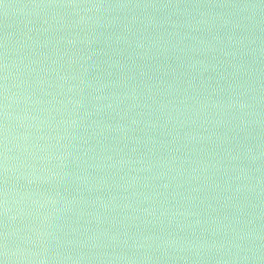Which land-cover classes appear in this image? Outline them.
<instances>
[{"label":"clouds","instance_id":"obj_1","mask_svg":"<svg viewBox=\"0 0 264 264\" xmlns=\"http://www.w3.org/2000/svg\"><path fill=\"white\" fill-rule=\"evenodd\" d=\"M223 7H232L240 12H247L249 15L241 16L239 19L225 18L223 13L211 12L208 9ZM26 8L38 9L40 12L48 14V10H52L50 15L56 21L55 25H50L54 30L63 29H78L72 31L69 35L60 36L57 44L63 43L64 47L54 46L51 53H44V58L51 61L56 68L43 67L41 71L47 73L55 72L56 80L61 83L55 87L63 88V82L69 77L63 74L59 69L62 67L61 61H64L69 66L72 64L79 65V75L73 74L72 79H81L88 71L86 67L87 61L92 55L96 54L93 45L95 37L92 29L94 27H106L114 23V20H107L106 24L98 20V16L105 11L124 10V9H174L179 11L184 9V14L190 17L184 25H178L176 21L170 18L157 19L155 16L144 17L133 15L129 23L124 25V32L115 35L114 41L116 44H124L131 51L125 59H110L107 61L109 69L117 68L121 72L130 68L135 64L136 60L143 59L145 61L153 60L160 56H168L173 54L181 61L177 66L169 65L165 72L172 74L171 80H154L153 76L141 71L139 80L130 77H124L123 81L113 83L122 86L125 90L119 94L116 107L125 100H131L133 103L129 105L131 108H140L141 111L136 116L130 119L129 123H107L100 120H94L91 126H94V134L103 135L107 131L123 133L127 138L129 131L135 127H142L148 132L161 131L171 125L172 130L184 128L187 125L195 124L201 117L204 118V127L210 126L212 130L204 133L198 131H185L183 135L179 131L175 132L171 141L166 143L178 144L187 146L193 143H202L205 141L215 142L220 141L223 145V153L219 159L213 160H191L188 156H177L173 150H169L167 156L161 155L159 158H152L151 150L140 156L138 159H125L121 157L115 161L112 166L134 165L141 164L142 167L133 169L136 172H152L157 169L155 175L151 177L153 180H163L159 187L162 191L136 193L137 197H142L136 202L134 211L135 216L128 217L132 222L140 220L143 224L162 223L167 219L169 223L176 220L177 217H197L195 224L215 223L219 225L213 228V237L220 235L221 238L208 239L196 236L188 238L184 236L169 233L167 236L157 235L155 233H146L144 231H131L128 225H125V230L115 233L107 231H96L88 234L84 239L75 241H63L57 235V225L54 223L57 213L62 211L55 206L60 203L57 197L53 194H37L32 193L34 197L28 203V207H24L27 193L21 194L15 187L10 185V177L17 175L19 164L18 157L14 156V152L22 151L27 157L41 160L48 159L45 156L49 153L52 145L50 143H41L42 141H51L52 137L40 132L33 135L29 131L14 134V129L19 126L25 129L36 128L42 129L45 126V119L38 114L41 111H48L49 115L56 109H41L36 107L31 111L26 107L23 114L17 113L14 106H19L21 100L25 105H40L47 103L55 105L57 101L51 99L42 101L39 97H33V94L27 89L20 92L12 91L13 87H20L19 84L10 85V77H14L17 73H13L10 69H17L23 64L25 57H21L19 62L12 60L11 63L8 57V36L4 37L3 55L0 57V127H2V152H0V177H2V187H0V264H89L93 260L107 261V264H159L160 261L166 260H182L186 264L192 261L193 264H201L202 261H210L215 259V264H243L250 259L248 253L253 251V246L256 241L262 242L264 247V225L258 223L264 213H259L257 217L254 214H247L245 218V209L250 207L247 199L248 193H255L257 196H264V175L253 177V171H260V168L253 169L249 166L240 165L238 174L235 176L228 175L229 168L224 161H238L247 159L249 164H255L261 158H264V150L257 151L261 146L238 144L236 147H231V140L238 139L240 135L246 134L251 141L254 137L251 136V129L264 128V111H261V106L264 105V77L261 76V70H255L251 64L244 61L242 58L233 59L229 62L231 71L225 74L220 73L222 80H229L227 89L220 87L219 92L228 91L227 99H212L210 96L201 97L196 90L195 76H189V79L184 81V86L180 87L179 78L176 76L177 67H183L185 74H190L200 67L201 72L208 71L209 68L219 71L223 65H209L204 59H183V54L188 51L194 52H216L219 50L228 57H242L249 55L253 57V62H258L260 56H264V39L259 36L248 34V30L259 24L261 31L264 28L260 27V23L254 20L257 10H264V3L259 6L243 3L226 4H202L199 2L193 3H105L103 0H40V2L31 5L20 7V11ZM71 10V11H65ZM192 10H196V15L193 16ZM219 19L222 26L229 29L225 36L216 34L211 40L201 39L193 36V40H199L202 48L189 46L184 43L187 38L182 35L178 28L183 26L195 31H199L203 26L208 25L209 19ZM247 21V23L245 22ZM45 23L48 20L45 19ZM143 24L144 32L134 33L132 38L126 33H132V25ZM169 25L171 31H158L156 34H148V29L155 28L159 30L163 25ZM48 29H45L47 31ZM240 33V34H237ZM225 38L227 43L225 44ZM108 39L113 40L112 36ZM213 41H216L214 43ZM259 42V43H258ZM48 42L45 41L44 45ZM225 44V47L219 45ZM80 46L78 56L73 54L71 49ZM257 45L256 47H251ZM229 49H235L229 50ZM90 53V54H86ZM128 61L132 63L129 64ZM36 61H30L28 68L29 74L36 71L31 65ZM111 75V72H109ZM247 77V79H244ZM131 80V82H127ZM84 81L81 79V83ZM37 84L43 85L46 81L42 78L36 80ZM50 86L51 82H48ZM90 87H94L92 81L87 82ZM32 82H28V87L31 88ZM108 83L100 84L99 88H94L95 91H103L109 87ZM80 85H72L67 91L76 93ZM191 90V91H190ZM216 92V90H213ZM197 93V94H193ZM218 94V93H217ZM157 95L165 97V99L157 100ZM170 97V98H169ZM103 96H97L96 99H104ZM61 104L71 103L76 106L82 104L81 100L75 97H70L68 101H59ZM107 109L115 111L112 103L106 105ZM147 109V111H144ZM212 109L213 112L208 110ZM12 110V111H10ZM103 107L97 111H103ZM33 112L37 114H33ZM69 118L63 119L58 123V127L63 126V133L57 140H68L69 137L75 139L76 133L74 129L80 127V120L83 117L76 118L75 112L68 114ZM89 117L93 115L91 111L87 113ZM120 115V113H117ZM126 115V113H125ZM212 116V119H208ZM238 120V123L235 121ZM13 121H18L19 125L13 124ZM35 122V123H31ZM52 124H47L51 128ZM221 126H226L234 134L231 137L227 133L220 137L214 129ZM73 130V131H70ZM95 129H99V133H95ZM163 134V132H162ZM137 144H139V139ZM21 141H23L21 143ZM157 138L150 136L145 143L156 144ZM67 144H57V149H67ZM131 151H137L133 147ZM175 152L180 151L177 147ZM39 154V156L37 155ZM70 155L67 151L60 152L56 157L58 161L63 163L66 156ZM107 159L111 160L109 155ZM177 161L179 163L177 164ZM50 163V159H48ZM185 163L192 165L190 168H185ZM59 167V165L57 166ZM214 170V171H213ZM223 170L226 178L224 185L211 184V176ZM234 170V169H233ZM174 173V175H173ZM184 177L186 182L200 181L203 179V187L221 188L230 194L225 197V206L228 201H233L232 207L236 209V213L232 218L225 216L223 218L211 215L212 212L218 211L213 204H208L209 214L206 218H201L200 210L195 206L193 201L196 197L184 196L182 199L188 202L187 207L178 205L175 208L166 207L169 195L173 199L176 198L178 192L169 193L167 190L173 187V182H176V188L180 187L179 178ZM27 183L31 185L33 182H42L52 179H60V173L52 171L50 168L44 167L37 169L31 167V170L24 174ZM147 180L148 177H144ZM255 179V183L252 181ZM247 181V183H242ZM141 183V177L132 176L131 180L126 184L121 185L125 189L134 187ZM233 185H235L233 187ZM149 187L148 184L144 185ZM201 186L197 185L192 188V191L198 192ZM241 194H245L243 201L239 199ZM157 198H162L159 211L155 201ZM148 203V207L140 208V204ZM124 208L132 207L131 204H124ZM158 213V214H157ZM141 214L142 217L141 218ZM155 217V220L149 219ZM225 221H227L225 223ZM190 225L183 223L178 227L181 231ZM56 241V251L52 252V242ZM67 243L68 245L75 244L79 247H87L92 249L106 248L109 245H123L128 249H134L141 253L139 256L133 254L128 255L126 252L100 253L96 256L80 254L73 256L60 251V248ZM264 264V257H262Z\"/></svg>","mask_w":264,"mask_h":264},{"label":"water","instance_id":"obj_2","mask_svg":"<svg viewBox=\"0 0 264 264\" xmlns=\"http://www.w3.org/2000/svg\"><path fill=\"white\" fill-rule=\"evenodd\" d=\"M40 2V0H0V57L3 55V42L4 37L8 36V57L11 63L12 60L19 62L20 58L25 57L23 64L19 69L13 67L10 70L13 73H17L14 77H10L9 83L19 84L20 87H13L12 91L20 92L27 89L33 94V97H39L42 101H48L55 99L57 103L55 105H48L47 103H41L40 105H25L21 100L20 105L14 106V110L17 113L23 114L24 109L27 107L28 110H32L36 107L41 109L55 108L56 110L49 115L48 111H41L38 115L45 119V126L42 129L30 128L25 129L17 126L14 129V134L23 133L25 131L31 132L33 135H37L42 132L45 135L52 137L51 141H42L41 143H50L52 148L49 153L45 156L50 159L41 160L39 158L33 159L27 157L22 151L14 152L13 155L18 157L17 163L19 169L17 175L10 177V185L15 187L21 194L27 193L25 198L24 207H28V203L32 198L31 194H53L57 197L58 203L55 207L62 209L57 213V217L54 223L58 226L56 229L57 235L63 241H75L84 239L88 234L96 231H107L108 233H115L117 231L125 230L124 226L128 225L129 230L144 231L146 233H155L157 235L167 236L169 233L184 236L188 238H194L199 236L201 238L208 239H219L221 238L218 234L213 237L212 229L219 225L215 223L207 224H195L197 217L190 216L187 218L177 217L172 223H169L167 219H164L162 223H151L143 224L140 220L134 222L130 221L128 217L135 216L137 213L134 211L136 202L142 197H137L136 193L146 192H157L162 191L159 187L163 180H153L151 177L155 175L157 169H153L152 172H136L133 169L142 167L141 164L137 163L134 165H116L112 166L115 161H118L121 157L125 159H138L146 152L151 150L152 158H159L161 155L167 156L169 150H173L177 156H188L191 160H213L219 159L223 153V145L220 141L215 142H202L188 144L186 147L182 146V143L170 144L166 143L171 141L176 131H179L181 135L185 131H198L207 134L208 131L212 130L210 126L204 127V118L201 117L195 124H190L184 128L172 130L171 125L168 128L161 131L148 132L142 127H135L134 130L129 131L127 138H123V133L107 131L103 135L94 134V126L92 122L94 120H100L107 123H129L130 119L137 115L141 111L140 108H131L129 105L133 103L131 100H125L123 103L116 107L118 96L125 89L119 86L116 81H123L124 77H130L135 80H139V74L141 71L148 73L153 76L154 80H171L172 74L166 73L165 69L169 65L177 66L181 63L179 59L173 54L168 56H160L153 60L145 61L143 59H137L135 64H132L130 68L125 69L121 72L117 68L109 69L107 61L110 59H125L128 57L129 49L124 44H116L114 41L115 35H119L124 32V25L129 23L131 16L139 15L144 17L155 16L157 19L170 18L177 22L178 25H184L186 21L190 20V17L184 14V9L179 11L174 9H124V10H113L105 11L98 16V20L105 23L107 20L112 19L114 23L106 27H94L92 29L95 37V43L93 48L96 51L95 55L91 56V59L87 61L86 67H88L87 73L81 78L84 82L81 83V79H72V75L75 73L79 75V65L72 64L69 66L64 61H61L62 67L59 69L63 74L67 75L69 79L63 82V88L55 87V85L61 83L56 80L55 72L49 71L46 74L41 71L43 67L56 68V65H52L51 61L44 58V53H51L53 47L57 46L63 49V43L57 44L60 36L69 35L72 31L78 29H63L54 30L50 25H55L56 21L52 19L50 13L52 10H48V14L40 12L38 9L26 8L20 11V7L24 5H31L33 3ZM46 2V0H45ZM82 2V0H81ZM105 3H168L169 0H103ZM172 3H193L199 2L202 4H226L231 5L233 3H243L249 5L259 6L264 3V0H171ZM71 11V10H65ZM211 12L223 13L225 18L239 19L241 16H247L249 13L240 12L238 9L232 7L214 8L208 9ZM193 16L196 15V10H192ZM45 19L48 23H45ZM255 21L260 23V27L264 28V10H257L254 17ZM247 23V21H245ZM45 29H48L45 31ZM169 25H163L159 30L155 28L148 29V34H156L158 31H171ZM178 31L185 35L187 38L184 43L197 48H202L199 40H193L192 37L196 36L201 39L211 40L216 34L225 36V33L229 29L222 26L219 19H209V23L203 26L199 31L192 30L187 27H179ZM144 32L143 24L132 25V33H126L132 38L134 33ZM240 34V33H237ZM248 34L255 35L264 39V31H261L259 24L257 27L253 26L248 30ZM112 36L113 40H109L108 37ZM48 43L44 45V42ZM216 43V41H213ZM227 43L225 38V44ZM259 43V42H258ZM225 44L219 45V47H225ZM252 45L251 47H256ZM80 46L72 48L73 54H79ZM235 50V49H229ZM90 54V53H86ZM204 59L209 65H223L217 70L209 68L206 72H201L198 66L196 71L190 74H185L183 67H177L176 76L179 78L180 87L184 86V81L189 79V76H195V85L197 93L203 96H210L212 99H227L229 92H219L221 86L227 89L229 80H222L220 73L231 71L229 62L233 59L242 58L244 61L251 64L255 70H264V56H260L258 62H253V57L244 55L242 57H228L222 52L217 50L216 52L198 53L194 51H188L183 54V59ZM35 60L36 63L32 64L31 67L36 71L29 74L28 68L25 65H29L30 61ZM2 63V60H0ZM131 64V61H128ZM111 72V75H109ZM261 76L264 77V71H261ZM38 78H42L46 81L45 84L40 85L36 83ZM244 79H247L245 77ZM51 82L49 85L48 82ZM88 81H92L94 87L88 85ZM28 82H32V87H28ZM131 82V80L127 81ZM108 83L110 86L103 89V91H95L94 88H99L100 84ZM79 84L80 87L76 93L68 92L67 89L72 85ZM213 90H216L214 92ZM191 91V90H190ZM197 93H193L194 95ZM218 93V94H217ZM97 96H103L104 99H96ZM70 97H75L82 101L80 106L73 105L71 103L61 104L59 101H68ZM170 98V97H169ZM165 99V97L157 95V100ZM109 103L113 104L115 111L107 109L106 105ZM103 107V111H97L98 108ZM10 110V111H12ZM75 112V117L80 118V127L74 129L76 138L69 137L68 140H57V138L63 133V126L58 127V123L66 118H69V113ZM91 111L93 115L89 117L87 113ZM147 111V109H144ZM209 112L214 110L209 109ZM261 111H264V105L261 106ZM120 113V115H117ZM126 113V115H125ZM33 114H37L33 112ZM208 119H212V116H208ZM51 123V128L47 127L48 123ZM238 123V120L235 121ZM35 123V122H31ZM13 124L19 125L18 121H13ZM70 131H73L70 129ZM214 131L223 137L225 133L231 137L234 135L230 129L226 126H221L214 129ZM251 136L254 137L251 141L246 134H241L238 139L231 140V147H236L238 144L253 145L259 144L261 147L257 151L264 150V128H253L250 130ZM95 133H99V129H95ZM150 136L157 138V143H145L148 141ZM2 137L3 131L0 127V152H2ZM139 139V144L137 140ZM23 141H21L22 143ZM67 144V149H57V144ZM133 147L137 148L136 152H132ZM180 147V151L175 152L174 150ZM67 151L70 155L66 156L65 161L61 163L56 157L59 156L60 152ZM39 156V154H37ZM111 155L112 159L109 160L107 157ZM179 161H177V164ZM225 165L229 168L228 175L235 176L238 174L239 166H249L253 169L260 168V171H253V177H259L264 175V158L258 160L255 164H249L247 159H241L238 161H224ZM59 165V167H57ZM192 165L185 163V168H190ZM31 167L41 169L44 167L50 168L52 171L60 173V179H52L42 182H33L31 185L27 183V179L24 178V174L31 170ZM234 169V170H233ZM214 171V170H213ZM174 175V173H173ZM132 176L141 177V183L125 189L121 185L126 184L131 180ZM144 177H148L144 180ZM226 176L221 170L215 175L211 176V184L224 185ZM180 187L176 188V182H173V187L168 189L169 193L178 192L175 199L171 195L168 197L166 207L172 208L181 205L183 207L188 206V202L184 201L182 197L191 195L196 197L193 201L195 206L201 212V218H206L209 214L208 204L211 203L215 206L218 211L212 212L213 217L219 216L221 218L228 216L232 218L236 213V209L232 207L233 201H228L225 206V197L230 193L222 190L221 188L203 187L204 181H191L186 182L184 177L179 178ZM256 181L253 179L252 183ZM247 183V181H242ZM148 184L149 187L144 185ZM197 185L201 186V190L198 192L192 191L193 187ZM235 185H233L234 187ZM0 187H2V177H0ZM245 194H241L239 199L243 201ZM248 202L250 207L245 209V218L247 214L251 213L259 216V213H264V196H257L255 193L247 194ZM162 198H157L155 201L156 207L159 211H162L161 207ZM124 204H131L132 207L124 208ZM148 203L140 204L139 207H148ZM157 213V214H158ZM141 218L142 214H141ZM149 219L155 220V217ZM227 221H225L226 223ZM190 225L181 231L178 227L179 224ZM259 224L264 225V215L258 221ZM56 241L52 242V252H55ZM60 251L65 254H71L77 256L80 254H87L89 256H96L100 253H114V252H126L128 255H137L141 253L136 252L134 249H128L123 245L113 246L109 245L106 248L92 249L87 247H79L75 244L68 245L64 244ZM250 259L243 262V264H262V257H264V247H262L261 241H256L253 246V251L248 253ZM89 264H107V261L93 260ZM159 264H186L182 260H166L160 261ZM187 264H193L192 261H188ZM201 264H215V259L210 261H202Z\"/></svg>","mask_w":264,"mask_h":264}]
</instances>
